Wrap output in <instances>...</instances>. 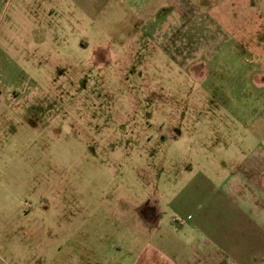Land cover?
<instances>
[{
	"label": "rangeland",
	"instance_id": "374dc122",
	"mask_svg": "<svg viewBox=\"0 0 264 264\" xmlns=\"http://www.w3.org/2000/svg\"><path fill=\"white\" fill-rule=\"evenodd\" d=\"M180 1L0 0L4 264H110L117 197L193 176L194 132L211 161L264 144V0Z\"/></svg>",
	"mask_w": 264,
	"mask_h": 264
},
{
	"label": "crops",
	"instance_id": "0c3cea01",
	"mask_svg": "<svg viewBox=\"0 0 264 264\" xmlns=\"http://www.w3.org/2000/svg\"><path fill=\"white\" fill-rule=\"evenodd\" d=\"M183 1L179 2L181 7ZM206 53L209 58L211 52L199 54L188 45L183 55L190 73L203 74ZM241 60L248 69L246 59ZM243 67L238 63L239 69ZM249 105L254 121L264 117L262 91ZM232 135L244 137L242 147L230 150L224 143L222 155L214 154L215 160L211 161L209 153H200L202 140L194 132L198 145L192 149L196 159L191 165L195 173L173 181L172 191L152 194L144 200L117 197L118 203L131 200L135 207L119 214L121 220L110 239V264H264L262 133L229 132L228 136ZM247 137L253 139L249 147H245ZM170 183L166 184L169 188ZM0 263H5L1 257Z\"/></svg>",
	"mask_w": 264,
	"mask_h": 264
}]
</instances>
